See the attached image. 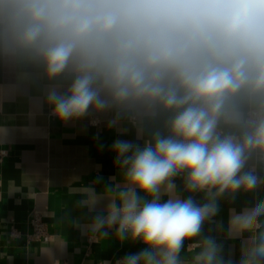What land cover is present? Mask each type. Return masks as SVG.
I'll use <instances>...</instances> for the list:
<instances>
[{
	"label": "clouds",
	"instance_id": "obj_1",
	"mask_svg": "<svg viewBox=\"0 0 264 264\" xmlns=\"http://www.w3.org/2000/svg\"><path fill=\"white\" fill-rule=\"evenodd\" d=\"M0 63L42 80L62 123L136 130L110 145L117 175L74 192L102 211L60 223L143 246L117 264H264V199L229 209L238 259L205 232L264 187V0H0Z\"/></svg>",
	"mask_w": 264,
	"mask_h": 264
},
{
	"label": "crops",
	"instance_id": "obj_2",
	"mask_svg": "<svg viewBox=\"0 0 264 264\" xmlns=\"http://www.w3.org/2000/svg\"><path fill=\"white\" fill-rule=\"evenodd\" d=\"M43 101L42 80H21L13 69L0 63V149L6 151L0 161V264H95L140 251L143 246L139 242L121 244L112 232L97 243L80 227L60 223L66 210L71 218L80 216L81 224L102 211L103 201L95 212L75 209L73 202L80 197L74 192L91 185L97 176H103L105 183L116 176L110 145L117 138L135 140L136 130L127 124V131L109 128L111 114L99 115L97 125L91 123L92 116L62 123L50 116ZM175 182L177 191L186 197L182 180ZM102 187L96 185L98 190ZM193 195L201 200V194ZM257 199H264V187L238 194L235 203L222 201L220 214L205 225V232L217 236L233 259L239 258L241 240L223 239L229 209L239 211ZM31 210L46 224V241L26 240ZM11 229L20 236L10 237Z\"/></svg>",
	"mask_w": 264,
	"mask_h": 264
},
{
	"label": "built area",
	"instance_id": "obj_3",
	"mask_svg": "<svg viewBox=\"0 0 264 264\" xmlns=\"http://www.w3.org/2000/svg\"><path fill=\"white\" fill-rule=\"evenodd\" d=\"M50 113V112H49ZM92 121V120H91ZM6 151L4 149H0V161L4 157ZM26 226L28 231L26 232V240L30 241H46L49 238L48 229L46 224L42 220L41 215L35 211L31 210L28 215ZM20 234L18 231L11 229L10 237H19ZM121 258H116L113 261L109 262V264H117ZM95 264H101V262H96Z\"/></svg>",
	"mask_w": 264,
	"mask_h": 264
}]
</instances>
